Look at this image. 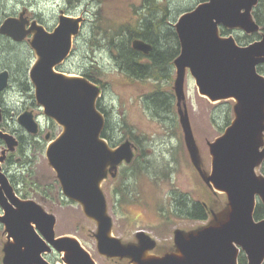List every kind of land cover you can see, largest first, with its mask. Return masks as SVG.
I'll list each match as a JSON object with an SVG mask.
<instances>
[{
  "label": "water",
  "instance_id": "obj_1",
  "mask_svg": "<svg viewBox=\"0 0 264 264\" xmlns=\"http://www.w3.org/2000/svg\"><path fill=\"white\" fill-rule=\"evenodd\" d=\"M259 0H208L183 13L174 25L180 53L174 61V90L185 142L193 163L199 167V151L188 116L185 94L187 70L201 95L212 102L234 100L235 117L224 133L209 143L212 156L207 184L228 199V209L216 223L188 234L176 231V252L148 255L156 242L144 231L139 244L124 245L113 235V222L102 182L108 171L117 170L134 158V147L126 141L116 147L103 137L107 119L98 108L101 88L84 76L56 71L72 52L73 37L81 29V17L62 15L53 32L36 22L11 17L1 33L15 41L34 32L32 47L37 58L29 76L35 97L44 114L60 125L62 133L51 141L46 157L56 172L63 196L79 204L97 224V248L109 258H129L131 264H239L243 252L248 264H264V219L254 217L259 203L264 206V174L257 169L264 162V76L257 67L264 63V37L240 46L233 37L222 38L219 27L254 33L260 26L252 11ZM132 48L149 55L153 46L134 39ZM8 72L0 74V91L8 85ZM19 123L32 134L39 123L32 111H25ZM0 138L13 150L14 137L0 129ZM49 138V136H48ZM0 158V223L10 242L4 264H51L45 254H63L66 264H96L91 254L72 236H56V218L37 202L21 199L3 173ZM113 175H115L113 173ZM260 199V202H259ZM65 254V256H64Z\"/></svg>",
  "mask_w": 264,
  "mask_h": 264
},
{
  "label": "rangeland",
  "instance_id": "obj_2",
  "mask_svg": "<svg viewBox=\"0 0 264 264\" xmlns=\"http://www.w3.org/2000/svg\"><path fill=\"white\" fill-rule=\"evenodd\" d=\"M203 1L0 0V27L10 16L27 21V28L37 22L49 32L58 25L62 15L83 19L80 32L73 37L71 54L56 67V71L74 76L90 74L101 80L105 86L102 88L97 84L102 90L98 104L106 111L105 117L109 121L106 130L111 145H120L130 138L136 142L138 150L134 151L133 160L123 162L117 170H109L102 182V190L113 222V235L124 245L139 244L138 232L144 231L156 242V247L148 254L151 256L161 257L176 252V231L186 234L197 232L216 223V217L229 208L227 196L210 187L205 177L212 171L209 143L224 133L226 121H233L236 102L215 103L201 95L195 79L187 70L185 102L199 151L200 163L196 167L180 124L174 90L175 69L172 70L171 84L157 85L158 89L172 90L173 115L169 118L156 117L150 113L145 97L158 82L132 79L122 72L115 50L110 45V37L121 30L124 32L120 34L122 38H128L125 27H136L146 18L156 22L164 19L165 26L175 29L179 17ZM234 30L232 36L235 38L248 35L240 29ZM33 36L34 32L21 41L11 38L10 42L0 31V70L8 68L12 77L11 88L2 93L10 111L5 113V121L10 125L8 129L22 128L14 118L18 119L26 110L39 118L42 127L38 136L27 139L30 144L22 152L15 149L13 162L9 165L18 182L14 186L21 189L17 195L37 202L47 213L55 216L56 236H72L79 240L96 264H131L129 258H109L99 253L95 238L96 222L84 214L79 204L67 200L61 192L56 172L46 157V136L54 140L63 128L48 118L36 101L35 88L29 76L37 58L31 44ZM14 136L17 138V135ZM21 165L24 166L22 169ZM257 173L263 174L260 168ZM180 197L190 199L191 203L203 204L208 218L205 221L183 218L175 205ZM8 242L5 228L0 224V264H4V249ZM44 256L51 264H65L63 254L56 251Z\"/></svg>",
  "mask_w": 264,
  "mask_h": 264
},
{
  "label": "trees",
  "instance_id": "obj_3",
  "mask_svg": "<svg viewBox=\"0 0 264 264\" xmlns=\"http://www.w3.org/2000/svg\"><path fill=\"white\" fill-rule=\"evenodd\" d=\"M147 1V0H146ZM207 0H204L205 2ZM260 5L254 11L256 20L264 26V0H260ZM128 38H122L121 30H117L110 37V45L115 50V56L122 72L126 73L132 79H151L158 83L155 89L145 97V103L156 117L169 118L173 115L174 96L172 90L164 91L158 89L163 87L164 83L171 84L172 70L174 69V61L180 53V42L175 29L171 26H165L164 19L157 22L154 19H142L136 27H125ZM106 35L108 32L106 31ZM120 35V36H118ZM134 39H142L153 46V50L149 55H145L132 48ZM20 65V64H19ZM84 77L104 88V84L98 78L85 74ZM165 81V82H164ZM98 108L106 114V111L98 104ZM231 121H226V127ZM109 127L107 122L103 137L110 140L106 130ZM225 127V128H226ZM135 137V136H134ZM130 140H134L130 138ZM136 140V139H135ZM111 144L112 142L109 141ZM116 146V145H113ZM264 174V162L260 166ZM176 211L183 218L190 220L205 221L208 218L206 208L198 202H190L185 197H180L176 201ZM254 217L257 221L264 219V206L259 203L256 207ZM239 264H248L246 255L242 252L238 259Z\"/></svg>",
  "mask_w": 264,
  "mask_h": 264
},
{
  "label": "flooded vegetation",
  "instance_id": "obj_4",
  "mask_svg": "<svg viewBox=\"0 0 264 264\" xmlns=\"http://www.w3.org/2000/svg\"><path fill=\"white\" fill-rule=\"evenodd\" d=\"M259 2H260V0H259ZM258 2V5L257 6H255L254 7V9H253V12H252V15H253V19L257 22V24L260 26V29L257 31V32H254V33H247L248 35L245 37V38H241L240 36H237L236 38L234 37V36H232V34L234 33V29H230V28H226V27H223V26H220L219 27V32H220V35H221V37L222 38H227V37H233L235 40H236V42H237V44L238 45H240V46H247V45H250V44H254V43H256V42H258V41H261L262 39H263V37H264V26H262L257 20H256V18H255V16H254V11H255V9L260 5V3ZM8 18H11V16L10 17H8ZM8 18H6V19H8ZM5 19V20H6ZM5 20L3 21V23L5 22ZM35 23V22H34ZM37 23V22H36ZM28 24V23H27ZM26 24V25H27ZM38 24V23H37ZM33 25V24H32ZM31 25V26H32ZM40 25V24H39ZM2 26V25H1ZM30 26V27H31ZM43 26V25H42ZM30 27L29 28H27V29H30ZM44 27V26H43ZM57 27V26H56ZM55 27V28H56ZM1 28V27H0ZM45 28V27H44ZM54 28V29H55ZM46 29V28H45ZM54 29H53V31H54ZM53 31H51V32H53ZM240 31V30H239ZM49 32V31H48ZM3 34V36H5L10 42H11V36H9V35H7V34H4V33H2ZM14 40V39H13ZM257 69H258V71H259V73L260 74H262L263 76H264V63H261V64H259L258 65V67H257ZM3 72H8V74H9V77H8V85H7V87L4 89V91H0L1 93H0V96H1V101H0V129L4 132V133H11V136H13L14 137V141L15 142H17V145L14 147V149L13 150H10V148H9V145L7 144V142L4 140V139H2V138H0V158H3V160L1 161V164H3V165H5L7 168H6V170H5V166L3 167V166H1V168H2V171H3V173L8 177V180H9V184H10V186H12V188H13V191L17 194V193H19L20 194V191H21V189L18 187V186H14L16 183H18L17 181H16V178H15V176H13L14 174H11V169H10V166L9 165H11V163L13 162V157L15 156V153H16V150H21V152H22V149L24 148H26V146H28V144H30V143H27L26 141H27V139H31V137H35V136H38L41 132H42V127H41V121L39 120V118L38 117H35V119L38 121V123H39V132L37 133V134H32V133H29L20 123H19V121H18V119L17 118H14V120H16L17 122H18V124H20V126L22 127V128H20L19 127V129H14L13 127H11V130L10 129H8V126H10V125H7L8 123L5 121L6 120V117H5V113H9L10 111H8V107L6 106L8 103L6 102V101H4V99H2V95L8 90V89H10L11 88V71L10 70H8V68H4V69H2V70H0V74L1 73H3ZM3 93V94H2ZM26 111H28V110H26ZM25 112V111H24ZM23 112V113H24ZM22 114V113H21ZM20 114V115H21ZM19 118V117H18ZM5 126H7V127H5ZM22 131V132H19V131ZM14 134L15 135H17V138H15V136H14ZM48 136L49 135H47L46 136V139L48 140V144H49V142L50 141H52V140H50V136H49V138H48ZM50 140V141H49ZM127 140H130V139H126L125 141H127ZM124 141V142H125ZM131 142H132V144H133V147H134V151H137L138 150V146L136 145V142H133L132 140H130ZM16 149V150H15ZM46 149H47V147H46ZM24 156H28V154L27 153H24ZM19 160V159H18ZM24 166L23 165H21V167H20V169H22ZM19 169V170H20ZM27 170V169H26ZM25 170V171H26ZM22 171V170H21ZM24 171H22V173H23ZM189 201H190V199H189ZM0 210H2L1 209V207H0ZM1 213V212H0ZM3 214V211H2V213H1V215ZM1 224V223H0ZM3 227H4V225L3 224H1ZM138 243H139V239H138Z\"/></svg>",
  "mask_w": 264,
  "mask_h": 264
},
{
  "label": "bare ground",
  "instance_id": "obj_5",
  "mask_svg": "<svg viewBox=\"0 0 264 264\" xmlns=\"http://www.w3.org/2000/svg\"><path fill=\"white\" fill-rule=\"evenodd\" d=\"M69 76H73V75H69ZM64 256H65V254H64ZM60 264V263H59ZM66 264V263H65Z\"/></svg>",
  "mask_w": 264,
  "mask_h": 264
}]
</instances>
